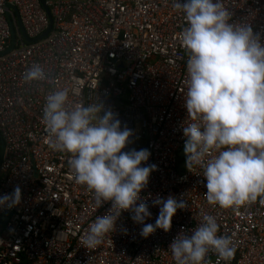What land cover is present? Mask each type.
Instances as JSON below:
<instances>
[{
	"label": "built area",
	"instance_id": "1",
	"mask_svg": "<svg viewBox=\"0 0 264 264\" xmlns=\"http://www.w3.org/2000/svg\"><path fill=\"white\" fill-rule=\"evenodd\" d=\"M44 2L53 23L41 37L49 18L40 0H0V195L21 189L19 205L0 209V264H176L169 244L182 229L190 234L204 213L216 217L218 234L232 237L236 248L230 261L210 250L207 264H264V203L209 204L203 169H187L186 157L180 159L182 126L193 118L184 107L186 21L173 0ZM223 3L234 21L250 23L264 37V0ZM16 13L33 41L23 38ZM34 63L44 67L47 79L24 81ZM65 87L71 103L102 101L122 127L132 129L124 150L149 149L144 163L157 168L141 191L151 194L146 202L152 215L145 223L155 222L157 196L187 204L176 211L169 231L143 237L142 225L123 211L99 246L84 247L90 224L111 202L97 208L94 193L75 181L71 154L49 147L43 108L47 95Z\"/></svg>",
	"mask_w": 264,
	"mask_h": 264
},
{
	"label": "clouds",
	"instance_id": "2",
	"mask_svg": "<svg viewBox=\"0 0 264 264\" xmlns=\"http://www.w3.org/2000/svg\"><path fill=\"white\" fill-rule=\"evenodd\" d=\"M173 7L186 21L181 32L188 53L184 107L193 119L182 126L185 167L203 169L209 204L229 208L258 198L264 203V37L250 23L234 21L223 0H173ZM23 79L43 81L47 73L34 63ZM69 95L65 87L46 97L42 121L49 147L71 154L75 181L94 193L97 208L111 202L90 224L84 247L99 246L116 230L123 211L142 225L143 237L157 229L169 231L172 217L187 204L172 195L157 196L152 200L159 207L155 222L145 223L152 215L146 202L151 194L142 196L141 191L157 168L144 163L149 149L124 150L132 129L122 127L102 101L71 103ZM20 202L19 186L0 195V209ZM219 227L214 215L204 213L190 234L182 229L168 246L176 264H207L210 250L230 261L236 248L232 237L218 234Z\"/></svg>",
	"mask_w": 264,
	"mask_h": 264
},
{
	"label": "water",
	"instance_id": "3",
	"mask_svg": "<svg viewBox=\"0 0 264 264\" xmlns=\"http://www.w3.org/2000/svg\"><path fill=\"white\" fill-rule=\"evenodd\" d=\"M40 2H41V5L43 6V8H44V10L46 11V13H47V15H48V18H49V27H48V29L42 34V36L41 37H44L48 32H50V30H51V28H52V23H53V19H52V17H51V14H50V12H49V9L47 8V6L45 5V2H44V0H40ZM10 6H8V8H9ZM12 9H14L13 7H11ZM15 10V9H14ZM16 16H17V13H16ZM17 20H18V25H19V27H20V31H21V33H22V35H23V38L25 39V41L26 42H31V41H33V40H31V39H29L28 38V36L26 35V33L24 32V30H23V28H22V25H21V22H20V20H19V17L17 16ZM15 33H14V31L12 30V40L14 41L15 40V35H14ZM40 37V38H41ZM13 44L10 46V48L9 49H7V51H9V50H11L12 48H13ZM0 142H1V156H0V160L2 159V156H3V151H4V147H5V145H4V142H3V140H2V138L0 137ZM179 156H180V159H183V158H185L186 156H185V153H184V148L181 150V152L179 153Z\"/></svg>",
	"mask_w": 264,
	"mask_h": 264
},
{
	"label": "trees",
	"instance_id": "4",
	"mask_svg": "<svg viewBox=\"0 0 264 264\" xmlns=\"http://www.w3.org/2000/svg\"><path fill=\"white\" fill-rule=\"evenodd\" d=\"M0 146H1V142H0Z\"/></svg>",
	"mask_w": 264,
	"mask_h": 264
}]
</instances>
